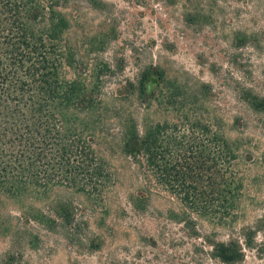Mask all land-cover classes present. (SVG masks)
I'll list each match as a JSON object with an SVG mask.
<instances>
[{"label":"rangeland","instance_id":"rangeland-1","mask_svg":"<svg viewBox=\"0 0 264 264\" xmlns=\"http://www.w3.org/2000/svg\"><path fill=\"white\" fill-rule=\"evenodd\" d=\"M53 1L70 23L75 59L65 66L67 77L82 72L88 89L100 81L109 103L121 87V104L136 109L142 130L141 109L150 100L138 94L137 85L147 67L161 68L166 81L151 100L149 117L175 122L185 112L165 107L169 86L195 101L199 117L232 144L242 188L222 221L194 213L177 220L179 202L161 190L145 208H134L128 199L134 186L119 167L108 207L72 189L52 190L51 199L74 203L79 226L73 231L62 225L48 229L26 217L33 211L29 204L6 201L0 203V264H264V0ZM129 84L134 93H128ZM111 111L81 117L89 124L90 116L99 115L93 120L100 127L117 131L118 117ZM101 149L121 166L115 145ZM49 200L31 205L52 214ZM29 232L38 237L35 248L26 242ZM217 242L236 243L239 258L222 261L213 248Z\"/></svg>","mask_w":264,"mask_h":264},{"label":"trees","instance_id":"trees-1","mask_svg":"<svg viewBox=\"0 0 264 264\" xmlns=\"http://www.w3.org/2000/svg\"><path fill=\"white\" fill-rule=\"evenodd\" d=\"M69 27L53 0H0V203L29 204L33 211L26 217L48 229L62 225L73 231L79 226L74 203L51 199L52 190L72 189L93 204L106 205L120 181L118 168L124 167L134 186L128 199L138 210L161 190L179 202L173 212L177 220L193 213L228 218L242 181L233 167L234 148L223 133L201 119L197 103L187 102L172 86L166 88L164 105L185 112L175 122L153 121L151 100L166 81L165 72L155 66L141 73L137 85L138 94L150 100L141 109L140 130L136 109L121 104V87L109 103L102 98L100 81L88 89L82 72L66 76L65 66L75 59ZM107 68L101 69L102 76ZM129 86L128 93H134L136 87ZM110 110L118 117L117 131L100 127V120H93L99 115L90 116L89 124L81 117ZM107 144L115 145L121 166L103 153L101 145ZM41 199H50L52 214L31 205ZM28 236L26 242L35 248L37 235ZM213 248L222 261L239 258L234 242H217Z\"/></svg>","mask_w":264,"mask_h":264}]
</instances>
